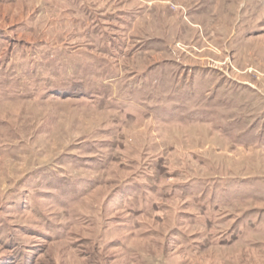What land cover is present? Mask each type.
Listing matches in <instances>:
<instances>
[{
    "label": "rangeland",
    "instance_id": "1",
    "mask_svg": "<svg viewBox=\"0 0 264 264\" xmlns=\"http://www.w3.org/2000/svg\"><path fill=\"white\" fill-rule=\"evenodd\" d=\"M0 264H264V0H0Z\"/></svg>",
    "mask_w": 264,
    "mask_h": 264
}]
</instances>
